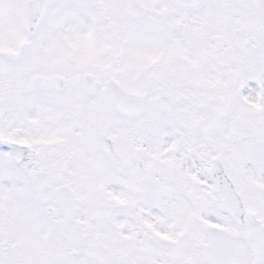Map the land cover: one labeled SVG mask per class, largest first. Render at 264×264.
<instances>
[{
  "label": "snow or ice",
  "instance_id": "obj_1",
  "mask_svg": "<svg viewBox=\"0 0 264 264\" xmlns=\"http://www.w3.org/2000/svg\"><path fill=\"white\" fill-rule=\"evenodd\" d=\"M0 264H264V0H0Z\"/></svg>",
  "mask_w": 264,
  "mask_h": 264
}]
</instances>
